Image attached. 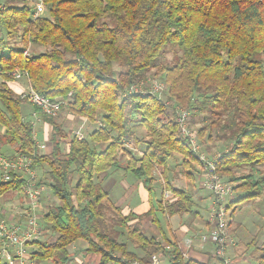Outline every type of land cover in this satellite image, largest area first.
<instances>
[{
	"label": "trees",
	"instance_id": "trees-1",
	"mask_svg": "<svg viewBox=\"0 0 264 264\" xmlns=\"http://www.w3.org/2000/svg\"><path fill=\"white\" fill-rule=\"evenodd\" d=\"M44 4L35 17L30 0H0L4 128L0 141L11 145L15 156L30 157L37 175L38 170L43 172L35 180L41 191L36 203L45 187L57 200L44 215L53 239L26 242L24 259L65 264L75 256L71 246L84 242V252L99 256L100 264H126L133 258L149 263L153 253L173 264H211L184 256L177 241L164 237L162 218L191 212L195 206L192 193L177 182L186 177L187 184L201 169L180 132L178 110L190 112L189 123H201L197 129L201 148V143L207 149L223 144L217 171L235 183L234 189L244 191L240 199L261 196L264 0H44ZM29 46L33 49L26 54ZM170 51L173 58L168 61ZM14 67L29 72L36 91L52 100H66L64 107L98 126L80 138L55 117L41 114L52 126L50 149L41 152L37 121L24 116L23 99L7 83L13 80L9 72ZM154 70L168 86L170 101L154 92L126 93L133 83L147 81ZM141 127L142 136L137 131ZM120 170L146 188L148 210L138 213L131 208L124 213L112 200L104 181ZM29 184L28 177L9 171L0 179V195L24 194ZM1 222L17 226H7L0 216ZM147 222L157 225L165 239L149 234ZM5 241L0 237V250ZM0 253V264H21L17 249L11 252L12 263ZM259 264H264V254Z\"/></svg>",
	"mask_w": 264,
	"mask_h": 264
},
{
	"label": "crops",
	"instance_id": "crops-1",
	"mask_svg": "<svg viewBox=\"0 0 264 264\" xmlns=\"http://www.w3.org/2000/svg\"><path fill=\"white\" fill-rule=\"evenodd\" d=\"M1 82V81H0ZM8 85L14 90L16 95H20L27 87L25 81L9 80ZM26 99H23V109L25 106L26 118H34V114L38 113L35 105L30 101L27 104ZM27 106H29L27 108ZM23 110V111H24ZM40 118L35 122V136L40 144L46 140V131L48 130L47 122L43 119V116L39 114ZM71 115H67L69 117ZM92 123V122H90ZM40 128V129H39ZM2 129H4L2 127ZM42 129V130H41ZM3 131V130H2ZM1 142V141H0ZM50 149V147H49ZM0 150L3 152L11 153L10 157L15 156V149L9 144L0 143ZM199 167V166H198ZM120 172L118 175L122 176V187L120 189L121 194L115 195L111 192L112 187L109 188L107 180L104 181V185L110 193L112 200L117 205L123 207V212L128 213L133 208L138 213H143L149 208V193L142 184H137L138 181H130L126 183L125 172ZM112 175V176H113ZM111 176V177H112ZM27 178V175H24ZM115 177V176H114ZM188 179V178H187ZM131 180V179H130ZM186 177L180 178L177 184L181 187L192 188L193 199L195 200V206L193 211L185 212L183 214H176L173 216L163 217L166 227L164 226L165 238H170L178 242L180 247L187 251L189 257H193L200 260H209L211 264H219V260L215 256V244L210 239L202 240L201 235H208L211 229V224L208 221L209 209L212 204V193L205 185V174L202 169H198L195 175L191 178L187 184L185 182ZM114 184H112L113 186ZM235 186V183L234 185ZM46 188V187H45ZM242 193V194H240ZM24 194L21 192H6L0 195V212L1 209L9 208L15 203V198L18 200L19 206L24 205V218L22 225L19 226L20 230L24 229L27 225V219L29 213H31V203L28 201ZM127 194V196H125ZM240 194V195H239ZM24 195V198H23ZM115 195V196H113ZM244 195V191L240 189H233L232 194L228 195L224 202L229 207L231 214V220L228 226V233L231 238V242L228 247V255L231 257V264H259L262 255L264 254V192L261 196L251 200H241L240 197ZM12 201V202H11ZM26 206V207H25ZM163 222V223H164ZM151 224V223H150ZM164 225V224H163ZM161 231H159L160 233ZM159 237L161 239L162 235ZM193 238V243L190 246H185L184 243L187 239ZM257 244L258 248L261 247V253L258 255L256 250H252L250 245ZM170 248V246H167ZM74 251V250H72ZM84 260L93 259L97 255H87L82 253ZM76 257V255L74 256ZM100 261V257H99Z\"/></svg>",
	"mask_w": 264,
	"mask_h": 264
},
{
	"label": "built area",
	"instance_id": "built-area-1",
	"mask_svg": "<svg viewBox=\"0 0 264 264\" xmlns=\"http://www.w3.org/2000/svg\"><path fill=\"white\" fill-rule=\"evenodd\" d=\"M35 6V17L40 15L45 7L44 0H30ZM26 54L29 50L26 49ZM10 76L16 81H25L27 88L20 93L22 99H26L39 108L38 113L34 114L35 121L39 120V114L47 117H56L61 111L62 107L67 105V101L64 99L52 100L49 97L36 91L29 82V72L26 69L20 67H14L9 72ZM164 90V83L158 79L149 78L147 81L135 82L130 85L126 93L137 94L138 92L147 93L154 92L162 95ZM190 112L186 109H179L177 115V121L180 126V132L183 137L189 140V145L195 153L199 165L205 174V185L212 193V204L209 209L208 221L211 224V229L208 235H201L202 240L210 239L215 244V256L219 260L220 264H231V257L228 255V247L231 242V238L228 233V226L231 220L229 209L227 208L224 200L232 194L233 185L226 181L224 177L217 171V160L221 157V153H214L208 155L202 150L198 141L197 135L192 131V127L189 123ZM78 137H83L82 126L75 131ZM130 143H127V146ZM45 147L44 144L40 145V148ZM4 171V177L7 176L9 171H14L20 175H28L29 186L26 189V193L30 198L33 205L36 204L37 198L41 193L40 189L35 187V180L37 178V171L31 167V158L25 155L17 156L14 159H9L0 153V172ZM170 194L167 193L166 197ZM39 225L35 218H30L23 231H20L19 226L12 228L6 227L2 222L0 223V237L5 238L9 243L8 245H14L17 249V255L21 258V264H32L24 259L26 253L23 249L26 242L33 240L38 233ZM193 243V238H189L185 241V246H190ZM181 246V245H180ZM183 255L186 257L188 253L181 248ZM2 255L9 262L12 263V253L6 248L3 250ZM84 258H73L67 261L65 264H94L92 262L84 261ZM114 264V263H110ZM126 264H173L167 257L153 253L149 263H143L140 259L133 258L126 261Z\"/></svg>",
	"mask_w": 264,
	"mask_h": 264
},
{
	"label": "rangeland",
	"instance_id": "rangeland-1",
	"mask_svg": "<svg viewBox=\"0 0 264 264\" xmlns=\"http://www.w3.org/2000/svg\"><path fill=\"white\" fill-rule=\"evenodd\" d=\"M15 43L18 44L20 42H19V40H17V41H15ZM32 49L33 48H31V46H29V48H28L29 53L32 51ZM36 50H38V48H36ZM166 58H167L168 61H171V59L173 58V52L172 51L168 52L167 55H166ZM149 78H151V79L155 78V79H158V80H160V81H162L164 83L163 79H160L161 78L160 75L157 74L155 70L152 72V76H150ZM0 81H1V78H0ZM162 97H163L164 100L170 101V99L168 98V86L165 83H164V90L162 92ZM27 104H30V103L27 102ZM28 107L29 106H27V108ZM22 109H23V105H22ZM24 109H25V106H24ZM23 113L26 114V111L24 110ZM67 115H71V116L67 117ZM55 118H56L57 121L61 122L62 125L64 126V128L67 129L68 133H70L72 135H74L75 131L77 129H79V127L82 126L83 135L88 136L90 134V131L94 127L98 126V122L90 123V121H88L87 119L80 118L77 115H75L73 112L69 111L68 107L67 108L66 107L62 108L61 111L59 112L58 116H56ZM31 119L33 121H35L33 117ZM198 122H199V120L196 123H193V124L190 123V126L192 127V131H193V133L195 135H197V129L201 126V123H198ZM47 127H48V130L46 131V140H44V142L40 141V145L41 144L45 145V147L41 148V152H47L49 147H50V140H51L50 137H51V134H52V126H51V124L49 122H47ZM2 130H3L2 126L0 125V135L3 132ZM137 131H138V134L140 136L145 134V130L142 127L139 128V130H137ZM201 144H202V150H204V151L209 150L208 153H212V154L220 153L221 150L224 149L223 144H220V143L219 144L208 145V147H209L208 149H207V144H205V143H201ZM0 151L7 158L14 159V158L9 156L11 153L3 152L2 150H0ZM42 173L43 172H41V170H38V175H37L38 180L40 179L41 175L43 176ZM115 174H120V172H117ZM25 175H27V174H25ZM111 176L107 180V182H108V186L107 187L109 188V190L112 187L111 192L113 194H115L116 196L120 195L121 194L120 189L122 187V181L121 180L123 178H122V176H118V175H113L112 177ZM2 177H4V171L0 172V179ZM156 177H157V179H156L157 183H158V181H161V180H159L160 179V175L158 173H157ZM124 178H125L126 183H129L130 181H134V182L137 181V180H135L136 179L135 177H133V176L131 177L130 175H125ZM133 178H135V179H133ZM112 184H114V185L112 186ZM231 184L234 185L233 183H231ZM161 186H158L159 190H160ZM188 189H190V191L192 190L191 187L190 188L188 187ZM159 190H158L157 193H159ZM42 194H43L42 198L38 201V203H36L35 205L31 204V209L32 210H31V213H29V217L30 218H35L37 220L38 225H39V230H38V233L36 234L35 238L50 239L51 240V239H53L54 236L52 235V232L50 231L48 225L44 221V215H45L46 211L48 210V208L50 207V205L56 203L57 200H54V198L52 197L50 192L47 189H45V188L42 189ZM240 194H242V193H240ZM115 195H113V196H115ZM125 196H127V194ZM153 196L155 197L156 195L153 194ZM14 200H15V203H13L12 206H10L9 208H4V210L1 209V212H0L1 219H3V221L5 222V224L7 226L8 225L21 226L22 225V221L26 220V219H23L24 218V214H23L24 205L22 204L21 206H19V203L17 202L18 200L16 198ZM162 221L164 222V218H162ZM163 224L166 227V223L164 222ZM145 226L147 227L149 234H155V235L159 236L157 225H152V224L147 222L145 224ZM120 240H124V238L121 237ZM3 243H4L5 247L3 246V249L1 248L2 250H0V252L3 253V250L5 248L8 251H10V252H16V249H15L14 245H8V243H9L8 241H5ZM83 245H84V242H77V243H75V244H73L71 246L72 250H74L73 252L76 255V257H74L75 259L76 258H81L82 259V255L81 254L85 253ZM131 245L134 247L135 244L131 242ZM250 247H251L252 250H256L258 255L261 253V247L258 248L257 244H252V245H250ZM28 249H30V248H28ZM136 250L139 252V254H142V252L139 249V247H136ZM3 258H4V256H3ZM84 261L92 262L94 264H100L99 256H95V258H93V259H88V260H84ZM42 264H51V263L49 261H43Z\"/></svg>",
	"mask_w": 264,
	"mask_h": 264
}]
</instances>
